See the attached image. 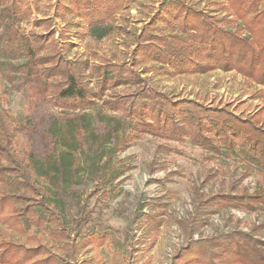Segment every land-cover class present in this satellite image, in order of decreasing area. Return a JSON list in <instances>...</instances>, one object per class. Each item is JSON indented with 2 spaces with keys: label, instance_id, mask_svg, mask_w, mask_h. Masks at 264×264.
Segmentation results:
<instances>
[{
  "label": "rangeland",
  "instance_id": "1",
  "mask_svg": "<svg viewBox=\"0 0 264 264\" xmlns=\"http://www.w3.org/2000/svg\"><path fill=\"white\" fill-rule=\"evenodd\" d=\"M170 1L118 2L113 6L112 18L99 25L58 12L59 0H43L38 6L31 1L33 15L18 28L28 36L38 34L46 26L35 22L50 18V31L68 63L76 59L125 62L140 72L148 87L171 98L225 107L243 118L257 115L264 122V86L247 83L236 71L171 75L168 68L134 59L142 32L170 34L169 25L161 17L162 6ZM181 1L215 17L229 14L223 0ZM24 61L23 57L14 60ZM8 70L0 61V109L11 126L17 156L30 164L43 190L38 198L55 213L56 220L47 222V230L26 225L24 232L0 223V233L7 241L27 247L45 244L61 264H171L175 252L190 238L185 225L194 214L199 194L228 191L234 184H241L251 193L264 189L263 169L240 155H213L188 139L167 141L141 134L123 150L116 141L106 143L102 136L109 128L101 116H114L124 122L122 136L131 131V123L121 114L104 110L101 102L83 112L64 114L49 104L40 82L27 85L32 94L29 102L25 89H10ZM88 81L94 86L93 77ZM134 89L119 87L108 94H127ZM83 115L89 122L87 135H77L78 146L69 148L63 142L65 126L70 119L80 123L78 117ZM62 156L70 162L62 168L67 181L58 179L54 183L43 170L50 160ZM99 156L105 169L91 167ZM35 210L48 219L42 207L36 206ZM215 210L207 215V224L197 230L195 239L234 229L248 230L264 220L261 209ZM83 216L87 219L79 226ZM53 228L65 236L54 237Z\"/></svg>",
  "mask_w": 264,
  "mask_h": 264
},
{
  "label": "trees",
  "instance_id": "2",
  "mask_svg": "<svg viewBox=\"0 0 264 264\" xmlns=\"http://www.w3.org/2000/svg\"><path fill=\"white\" fill-rule=\"evenodd\" d=\"M31 1L38 6L43 0H0V61L8 66L10 89H25L30 102L32 94L27 85L40 82L49 104L64 114L83 112L101 102L104 110L119 113L131 123V131L121 136L125 123L114 116H101L109 128L102 136L104 141H116L122 150L141 134L167 141L188 139L213 155H240L264 170V122L259 116L243 118L225 107L171 98L148 87L140 72L125 62L76 59L68 63L50 31V18L35 22L46 26L41 33L28 36L19 30L18 25L33 15ZM223 1L229 14L222 18L181 0L164 4L161 17L169 25L170 34L142 32L134 59L168 68L171 75L204 74L217 69L236 71L247 83L264 86V0ZM118 2L126 0H59L56 8L99 25L112 18L113 6ZM241 22L243 25L238 24ZM20 57L25 61L14 62ZM90 77L95 79L94 86L89 85ZM119 87L135 89L127 94H108ZM5 97L8 99V94ZM78 119L80 123L70 119L65 126L63 142L72 149L78 146L77 135H87L89 130L87 115ZM100 158L92 168H104ZM69 163L66 156L50 160L43 173L54 183L58 179L65 182L68 176L62 168ZM42 195L30 164L17 156L11 126L0 109V223L18 232H24L26 225L47 230V222L55 221L56 216L38 198ZM36 206L49 214L48 219L37 214ZM215 209L264 211V189L251 193L241 184H234L228 191L199 194L194 214L185 225L190 238L175 252L171 264H264V220L248 230L194 238ZM86 219L81 217L78 225ZM52 235L65 236L56 228ZM0 264L61 263L45 244L27 247L5 240L0 233Z\"/></svg>",
  "mask_w": 264,
  "mask_h": 264
}]
</instances>
